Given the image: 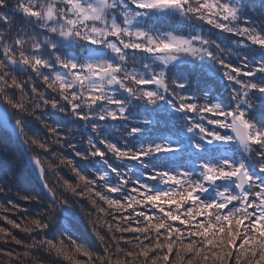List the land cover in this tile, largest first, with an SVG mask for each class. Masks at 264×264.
<instances>
[{
  "label": "snow or ice",
  "instance_id": "1",
  "mask_svg": "<svg viewBox=\"0 0 264 264\" xmlns=\"http://www.w3.org/2000/svg\"><path fill=\"white\" fill-rule=\"evenodd\" d=\"M0 129V264H264V0H0Z\"/></svg>",
  "mask_w": 264,
  "mask_h": 264
},
{
  "label": "trees",
  "instance_id": "2",
  "mask_svg": "<svg viewBox=\"0 0 264 264\" xmlns=\"http://www.w3.org/2000/svg\"><path fill=\"white\" fill-rule=\"evenodd\" d=\"M4 148L7 150L4 151ZM8 168L14 169L15 171L16 179L14 180V184L17 187L13 189L14 192L21 188L38 186L35 172L32 169L31 163L24 155L19 141L10 138L5 130L0 129V175L3 174V170ZM77 228L86 237L91 236L85 220H79L77 222ZM45 264H58V261L54 257H47Z\"/></svg>",
  "mask_w": 264,
  "mask_h": 264
}]
</instances>
